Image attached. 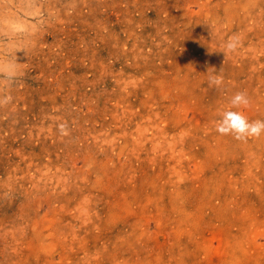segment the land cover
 <instances>
[{
  "label": "rangeland",
  "instance_id": "obj_1",
  "mask_svg": "<svg viewBox=\"0 0 264 264\" xmlns=\"http://www.w3.org/2000/svg\"><path fill=\"white\" fill-rule=\"evenodd\" d=\"M227 110L264 120V0H0V264H264Z\"/></svg>",
  "mask_w": 264,
  "mask_h": 264
},
{
  "label": "clouds",
  "instance_id": "obj_2",
  "mask_svg": "<svg viewBox=\"0 0 264 264\" xmlns=\"http://www.w3.org/2000/svg\"><path fill=\"white\" fill-rule=\"evenodd\" d=\"M228 47L234 45L230 42ZM212 83L219 86L222 80L213 79ZM250 100L246 92H237L231 99L233 108L248 107ZM216 130L221 135H233L235 139L247 141L251 138H259L264 134V120L250 121L246 115L239 111L227 110L222 114V119L217 123Z\"/></svg>",
  "mask_w": 264,
  "mask_h": 264
}]
</instances>
